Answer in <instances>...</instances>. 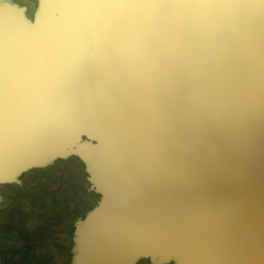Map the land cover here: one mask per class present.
<instances>
[{
  "label": "water",
  "instance_id": "water-1",
  "mask_svg": "<svg viewBox=\"0 0 264 264\" xmlns=\"http://www.w3.org/2000/svg\"><path fill=\"white\" fill-rule=\"evenodd\" d=\"M70 156L66 264H264V0H0V184Z\"/></svg>",
  "mask_w": 264,
  "mask_h": 264
},
{
  "label": "rangeland",
  "instance_id": "rangeland-1",
  "mask_svg": "<svg viewBox=\"0 0 264 264\" xmlns=\"http://www.w3.org/2000/svg\"><path fill=\"white\" fill-rule=\"evenodd\" d=\"M13 1L25 5L28 13L35 6V0ZM18 179L0 184V264L6 262L4 255L12 262L23 258L25 264H49L48 257L61 247L67 251L66 264L73 224L97 200L88 191L82 163L70 156L23 172ZM135 264L150 263L142 259Z\"/></svg>",
  "mask_w": 264,
  "mask_h": 264
},
{
  "label": "crops",
  "instance_id": "crops-1",
  "mask_svg": "<svg viewBox=\"0 0 264 264\" xmlns=\"http://www.w3.org/2000/svg\"><path fill=\"white\" fill-rule=\"evenodd\" d=\"M88 191L92 192L91 190H89V188H88ZM55 253H56V255H52V256L48 257L47 261L49 262V264H64L65 260H66V253H67L65 247H61ZM9 254H11V253H9ZM2 255H4V254H2ZM1 258L4 259V261H6L5 264H25L24 263L25 260L23 258H21L18 262H12L10 259H7V257H5V255L1 256ZM4 261H3V263H4Z\"/></svg>",
  "mask_w": 264,
  "mask_h": 264
},
{
  "label": "trees",
  "instance_id": "trees-1",
  "mask_svg": "<svg viewBox=\"0 0 264 264\" xmlns=\"http://www.w3.org/2000/svg\"><path fill=\"white\" fill-rule=\"evenodd\" d=\"M85 212V211H84Z\"/></svg>",
  "mask_w": 264,
  "mask_h": 264
}]
</instances>
